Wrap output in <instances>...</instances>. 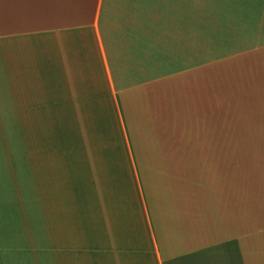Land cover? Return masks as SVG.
Segmentation results:
<instances>
[{
  "label": "crops",
  "instance_id": "0c3cea01",
  "mask_svg": "<svg viewBox=\"0 0 264 264\" xmlns=\"http://www.w3.org/2000/svg\"><path fill=\"white\" fill-rule=\"evenodd\" d=\"M263 154L264 0H0V264H264Z\"/></svg>",
  "mask_w": 264,
  "mask_h": 264
},
{
  "label": "rangeland",
  "instance_id": "374dc122",
  "mask_svg": "<svg viewBox=\"0 0 264 264\" xmlns=\"http://www.w3.org/2000/svg\"><path fill=\"white\" fill-rule=\"evenodd\" d=\"M264 170V154L262 156H239L238 172L233 174V179L240 183V187L246 186L247 181L262 179ZM245 193V189H240V193ZM32 224L35 221L31 222ZM19 231L22 229L19 223Z\"/></svg>",
  "mask_w": 264,
  "mask_h": 264
}]
</instances>
